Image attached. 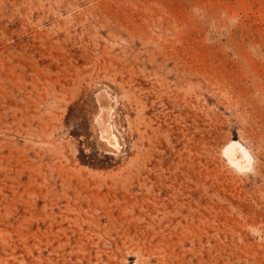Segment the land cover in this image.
Wrapping results in <instances>:
<instances>
[{
    "label": "rangeland",
    "instance_id": "1",
    "mask_svg": "<svg viewBox=\"0 0 264 264\" xmlns=\"http://www.w3.org/2000/svg\"><path fill=\"white\" fill-rule=\"evenodd\" d=\"M0 264H264V0H0Z\"/></svg>",
    "mask_w": 264,
    "mask_h": 264
},
{
    "label": "trees",
    "instance_id": "2",
    "mask_svg": "<svg viewBox=\"0 0 264 264\" xmlns=\"http://www.w3.org/2000/svg\"><path fill=\"white\" fill-rule=\"evenodd\" d=\"M84 146V144H82ZM105 158H108L105 156ZM80 163L84 166H88L94 169H106L107 166L104 162L98 160L96 155L90 153L87 154L85 149L81 150Z\"/></svg>",
    "mask_w": 264,
    "mask_h": 264
},
{
    "label": "bare ground",
    "instance_id": "3",
    "mask_svg": "<svg viewBox=\"0 0 264 264\" xmlns=\"http://www.w3.org/2000/svg\"><path fill=\"white\" fill-rule=\"evenodd\" d=\"M235 149V148H234ZM229 150H230V148H229ZM236 151H237V149H236ZM240 151V150H239ZM244 152V151H243Z\"/></svg>",
    "mask_w": 264,
    "mask_h": 264
}]
</instances>
